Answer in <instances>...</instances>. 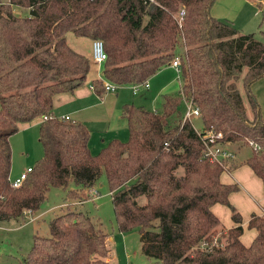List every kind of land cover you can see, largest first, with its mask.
Segmentation results:
<instances>
[{
	"label": "trees",
	"instance_id": "obj_1",
	"mask_svg": "<svg viewBox=\"0 0 264 264\" xmlns=\"http://www.w3.org/2000/svg\"><path fill=\"white\" fill-rule=\"evenodd\" d=\"M215 1L0 0V221L36 213L53 186L80 199L104 175L117 228L138 229L153 264H264V214H252L258 233L244 243L243 216L230 201L239 185L222 181L228 168L205 155L208 128L222 133L218 142L248 144L245 162L264 182V115L252 91L264 76V39L214 16ZM69 31L103 40L101 74L118 86L146 82L179 55L181 88L164 95L162 110L125 103L128 138L96 153L84 122L41 120L43 155L12 187L10 135L86 79L91 58L69 45ZM92 83L104 92L99 79ZM186 98L201 109L203 129L184 118ZM217 202L235 221L220 236ZM48 229L33 235L24 264H111L107 233L83 211L57 213Z\"/></svg>",
	"mask_w": 264,
	"mask_h": 264
},
{
	"label": "rangeland",
	"instance_id": "obj_2",
	"mask_svg": "<svg viewBox=\"0 0 264 264\" xmlns=\"http://www.w3.org/2000/svg\"><path fill=\"white\" fill-rule=\"evenodd\" d=\"M261 1L259 12L256 13L254 12L257 9L256 6H244L235 26L238 27V24H246L247 27L245 29L252 32L256 31L257 37L264 39V34L258 30L259 28L264 30V0ZM253 15L256 18L253 19ZM260 23L261 25H259ZM66 35L69 43L73 44L75 34L69 31ZM148 82L150 86L140 85L139 91L135 94L132 93L131 88L127 89L128 92L125 93V97H127L128 102L132 101L131 103L136 105H144L150 109L162 110L164 95L179 92L181 77L179 71L173 65V67H166L159 71ZM120 89V87L116 88L118 91ZM122 90H126V88ZM252 91L254 92L253 89ZM243 96L245 104L249 108V101L245 90H243ZM185 109L186 104L183 102L181 106L182 112ZM249 112L251 113V109H249ZM54 115L60 117L64 114ZM82 115L86 121L90 122V124L86 125L95 143V145L91 144V149L98 152L104 144H107L111 140H106L105 138L104 140L107 142H103L99 131L109 132L107 129L111 126L107 127L106 124L101 123L103 119L102 112L95 109L85 108ZM192 120L196 128L203 129V121L200 116H193ZM38 131L39 127L37 124H28L21 126L18 131L10 135L12 165L17 172L15 174L18 175L27 165L33 166L42 157L43 148L39 141ZM234 149L237 151L238 159L247 157L252 153V146L241 144L240 142L234 144ZM233 164L234 162L230 167ZM12 178H14V175ZM95 187L98 189L97 196L89 195L86 189H84L80 192V199H76L69 198L66 189L53 186L48 190L46 198L37 211V213L41 212L39 216L32 219L30 218L31 216H26L27 214H25L21 219L11 218L0 221V264H24L23 258L32 245L33 235H48L49 219L67 208L81 210L91 218L98 220L100 227L107 233V237L110 236L107 239V246L112 258L111 264H153L156 259L147 256L142 251L140 231L136 228L129 231H120L117 228L111 195L104 175L100 176ZM32 216H35V214ZM216 233L220 234L221 231L218 229Z\"/></svg>",
	"mask_w": 264,
	"mask_h": 264
},
{
	"label": "crops",
	"instance_id": "obj_3",
	"mask_svg": "<svg viewBox=\"0 0 264 264\" xmlns=\"http://www.w3.org/2000/svg\"><path fill=\"white\" fill-rule=\"evenodd\" d=\"M261 2H262L261 0H216L214 5L212 6V13L214 16L221 19H227L235 25L237 24L236 22H238L241 16L240 12L244 8V6H248V5H251L253 7L256 6L257 9L254 11L256 13L259 12L260 9L259 4ZM252 18L254 19L256 17L253 15ZM259 25H261V23ZM237 26L239 29H241L244 32H252V31H248V29H245V27H247L246 24L243 25L238 24ZM258 30L261 32V30L263 29L259 28ZM74 37L75 38H73L74 41L73 44L69 43L68 39L66 38L69 45L75 50L91 58L92 39L77 35H75ZM166 67H173V65L169 64L164 66L152 76L156 75L159 71L163 70ZM102 68H103L102 63L94 62L91 59L90 68L87 72L86 79L82 84L74 88L73 91H62L54 94L52 113L56 115L59 114L68 115L69 118L80 120L85 124H90V122L86 121L85 117H83L82 112L85 108L95 109L99 112H102L103 119L101 123L106 124L107 127L111 126L110 128L107 129L109 132L99 131V133L101 134L100 135L101 140L105 143L107 142L104 140L105 138L106 140H110L113 138L126 140V136L128 137L129 134L127 127V120L121 115V110H122V106L125 103H131L132 101L131 102L127 101L126 99L127 97H125V93L128 92V90L131 88L132 93L135 94L136 92L139 91V89L134 90L131 85L126 84V85H119L118 87L121 88L119 91L118 90H116L115 92L104 91L102 94H98L95 91V89L92 88L90 85L92 84V81L94 79L100 78V75L102 73ZM152 76L146 81V83L142 85H145L147 87L150 86V83L148 81L152 78ZM181 83H180V88H181ZM123 88H126V90H122ZM252 89L254 90L258 98V101L261 105V110L264 115V76L256 80L252 84ZM40 121L41 119L39 116L30 121L20 122L19 128L21 126H26L28 124H37L39 127ZM92 143L95 145L92 138V134L90 133L88 145L91 152L96 153L91 149ZM234 144H235L234 142H227L228 148L235 152L236 157L233 160L234 162L233 166L232 167L229 166L230 168L222 172L221 179L224 182L237 183L239 185V189L233 191L230 194V201L235 207H237V209L241 212L243 216L242 224L244 227V231L241 235V239L244 243L250 244L258 233V230L255 227H249V221L251 219V216L253 213L264 214V182L262 178L255 173L253 168L248 163L245 162V159L248 156L238 159L237 151L234 149ZM28 166H32V165H27L25 169ZM15 173L17 172L14 166L12 165V155H11L10 177L12 178L13 175L14 177L17 176V174ZM212 209L220 217L221 220V224L218 226V229L221 231V233L218 234V236H220L223 233V231H226L227 229L235 225V221L232 217V210L227 204L221 202H217L213 204ZM33 214H35V216H32ZM33 214L30 212L26 216H31L30 218L34 219L35 217L39 216L41 212L39 213L36 212ZM109 237H107V239ZM108 259L110 261L112 259L110 256V250H109Z\"/></svg>",
	"mask_w": 264,
	"mask_h": 264
},
{
	"label": "built area",
	"instance_id": "obj_4",
	"mask_svg": "<svg viewBox=\"0 0 264 264\" xmlns=\"http://www.w3.org/2000/svg\"><path fill=\"white\" fill-rule=\"evenodd\" d=\"M181 15L185 14V10L182 9L180 11ZM106 58V51L104 48V43L103 40L100 38H94L92 39V44H91V59L94 62L101 63L105 60ZM172 65H174L177 70L181 71V58L179 55H176L175 58L171 62ZM99 80L104 86V91H115L118 85L114 82H111L107 79H105L102 74L100 75ZM146 83V82H144ZM144 83H135L132 84L131 86L133 87L134 90H138L140 85ZM92 88H94L93 83L90 85ZM185 104H186V109H185V114L184 118L192 119L193 116H200L201 115V109L191 100V99H185ZM55 116L53 113L50 114H42L40 116L41 120L51 118ZM57 117V116H56ZM59 117V116H58ZM59 118L67 119L69 118L68 115H63L60 116ZM222 137V133H216L214 130L211 128L205 130V146H206V151L205 155L210 156L212 160H216L220 162L225 169L229 168L231 163L233 162L234 158L236 157V154L233 150L229 149L227 146V142H218L217 139ZM32 170V166H28L25 170L20 172L19 175L15 176L14 178H9L10 185L12 187H17L19 186L23 179L26 177L28 172ZM86 192L89 195L97 196L98 190L96 187L90 186L86 189ZM31 211L29 209L24 210V214H28Z\"/></svg>",
	"mask_w": 264,
	"mask_h": 264
}]
</instances>
